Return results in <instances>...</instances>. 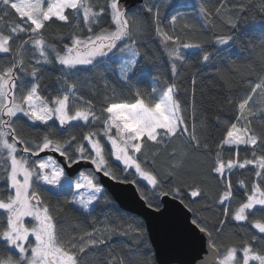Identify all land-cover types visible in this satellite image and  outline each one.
Returning a JSON list of instances; mask_svg holds the SVG:
<instances>
[{
  "label": "snow or ice",
  "instance_id": "6c2138e0",
  "mask_svg": "<svg viewBox=\"0 0 264 264\" xmlns=\"http://www.w3.org/2000/svg\"><path fill=\"white\" fill-rule=\"evenodd\" d=\"M0 5V176L5 185L0 191V264H86L89 253L102 247L108 251L101 264H128L125 255L110 243L113 236L106 233L126 236L130 231L138 243H143L146 230L142 224L129 225L124 232L111 225L104 226L103 230L97 227L81 230L64 219V204L78 205L87 212L93 203L108 201L97 173L113 180L121 179L111 168L107 158L110 154L123 164L124 171L134 168V175L151 185L150 195L141 192V199L149 209L162 214L161 205L165 202L162 198L171 196L179 198L192 211L185 201L191 199L195 203L207 197L201 187L206 181L172 184L179 180L189 149L211 157L208 174L214 175L217 181L219 190L214 203L221 210L216 220L218 227L212 230L204 219L194 215L191 225L207 239L194 235L193 242L207 244L212 250L213 264H250V261L264 264V246H253V242L259 244L264 240V131L258 132L254 127L255 120H264V39L259 45L262 53L259 71L250 69L247 76L241 77L245 85L242 95L228 100L234 106V120L226 123L220 138L210 143L199 134L206 127V121L198 117L195 102L199 69L191 73V104L187 96L181 99L177 79L189 63L182 49H198L196 63L209 67H214L213 61L220 50L208 51L209 41L182 43L180 35L163 31L159 5L146 2L143 11L150 14L155 31L163 38L173 79L146 93L137 89L133 103L106 96L99 112L93 100L80 94L73 77L81 71L80 66H87L83 70L91 71L101 64L107 67L105 61L110 54H128L129 58L121 60L117 67L119 79L131 84L137 75L140 57L135 47V36L142 30L136 20L140 13L130 17L120 0H103V3L100 0H0ZM249 8L264 15V0L252 5L217 0L211 8L201 0L198 15L203 17V24L200 27L210 26L215 30L217 21L222 22L227 32H214L212 43L227 47L238 38L235 31L241 23H247L245 14ZM9 16L16 19L10 21ZM105 17L109 19V27L96 32ZM178 18L179 13L171 17V22L174 24ZM73 21L77 31L70 35V44L58 48L49 43L46 31L50 24ZM184 27L195 30L187 22ZM84 32L89 34H80ZM169 42L172 47H168ZM29 47L33 54L28 60L30 67H26L25 52ZM53 64L59 65L63 84L55 95H42L45 66ZM229 91H232L230 86ZM21 116L33 126L45 128L37 141L21 135L17 128ZM75 128L91 130L77 135L73 134ZM178 139L186 142L180 159H174L166 174L161 175L155 169L159 150L149 160L144 145L151 143L158 147L166 140ZM102 140L111 145L108 154ZM47 151L58 153L63 163L51 155L41 157ZM241 151H250L251 158L247 155L242 158ZM225 152L229 153L227 157ZM170 155L175 157L176 149ZM80 161H89L94 167L77 172L73 179L69 170ZM248 166H253L251 182L239 179L234 185L235 171ZM122 182L128 181L125 178ZM66 186L71 199L66 198L61 204V190ZM236 186L243 190V199L239 201ZM45 193L55 195L57 203H51ZM230 222L250 224L254 234L238 245L220 241L218 237ZM144 264H155V261Z\"/></svg>",
  "mask_w": 264,
  "mask_h": 264
},
{
  "label": "trees",
  "instance_id": "16d2710c",
  "mask_svg": "<svg viewBox=\"0 0 264 264\" xmlns=\"http://www.w3.org/2000/svg\"><path fill=\"white\" fill-rule=\"evenodd\" d=\"M103 3V0H100ZM156 4L160 6L161 15V28L169 34H178L181 36L182 43L192 42L195 40L209 41L207 50L213 51L220 50L219 56L213 61L214 67L197 64L199 56L198 49H182V52L187 57L189 63L181 70V76L177 79L180 85V97L183 99L187 96L189 104L192 102L191 95V73L199 69V75L196 78L195 85V102L197 107L198 117L206 121V127L200 130L199 123L197 128L202 138L207 137L209 142L218 140L224 131L226 123L234 120V106L228 103L231 98H239L242 95V89L245 87L241 77L247 76L250 69L259 71L262 64V53L259 47L260 42L264 39V15L258 13L254 8H249L245 14L248 19L247 23H241L240 27L235 31L238 37L234 42L230 43L227 47L222 45H214L212 43L214 32L224 31L227 32L222 22L217 21V28L214 30L210 26L201 29L203 24V17L198 15L199 5L201 0H143L141 4L132 7H125L129 16L130 14L140 13L136 16V20L140 22L141 32L136 34L135 38L137 43L136 50L139 52V64L137 65L138 72L136 77L131 81V84H125L119 79L117 65L121 60L116 55H111L106 58V65L101 64L98 69L91 71H84L87 66H80L81 71L76 73L73 80L77 83L80 89V94L85 98L93 100L96 105L97 112H99L105 97H115L117 101H124L127 103L134 102V94L137 89L141 92H149L152 87H159L165 81L171 82L170 60L166 54L165 46L162 42V36L158 35L155 31L154 21L150 14L143 11L145 3ZM208 7H213L217 0H205ZM232 5H252L258 3V0H229ZM173 5L175 7H173ZM2 7V5H0ZM179 17L173 24L171 17L177 15ZM8 19H16L9 16ZM192 24L195 30H189L184 27L185 23ZM109 27V19L105 17L101 22L100 27L95 29L99 32L101 28L107 29ZM77 31L75 21L69 24L52 23L48 26L46 36L49 43L58 48H62L63 44H70V35ZM135 32V31H134ZM81 35L89 33H80ZM169 42L168 47H172ZM31 48L25 52V65L28 64L29 58L32 56ZM115 61V63H113ZM219 70V72H217ZM59 65L53 64L45 66L44 77L41 81L42 95L51 93L55 95L57 89L63 84V80L59 78ZM255 79V77H253ZM229 86L232 91H229ZM187 90V91H186ZM256 130L264 131V120L257 119L254 121ZM17 128L21 135L30 141H37L45 131L43 126H33L27 122L22 116L17 121ZM91 128H75L73 134L80 135L82 132L90 131ZM105 144L106 154L109 153L111 148L110 143L101 141ZM184 140L165 141L160 146H154L151 143L144 145V152L151 160L152 153L159 150L160 155L156 160L155 169L161 174L165 175L168 170V165L175 159H180V153L184 150ZM243 148V146H241ZM176 149L177 155L172 157L170 154ZM229 155L225 152V157ZM241 157L247 155L251 158V152L245 153L241 151ZM109 163L115 175L127 181L135 180L134 183L141 195L144 192L146 195L151 193L148 189L147 181L134 175L133 170L124 171V166L115 160L114 156L108 154ZM211 164V157L205 156L200 151H193L189 149L188 155L184 158L183 167L178 181L175 183L191 184L194 180L206 181L201 184V187L207 192V197L197 200L195 203L191 199H187L192 208L191 218L194 215L200 216L206 222L209 230H212L216 225V220L220 215V208L214 203L216 193L218 192V184L214 175L208 174V168ZM83 169L81 171H87ZM253 178V166H248L246 169H238L232 176L235 182L239 179H245L246 183L251 182ZM168 183L169 181H165ZM5 188L3 177L0 176V191ZM62 191L59 198V203L63 204L64 200L71 199V193L67 190V186ZM104 195L108 197V201L103 199L99 203H94L88 212H84L76 205L68 206L64 204V219L70 225H78L81 230H91L92 227H97L103 230L104 226L111 225L113 228L121 232L128 231V226L135 224H142L144 229L145 225L143 220L132 213L121 209L113 200L112 196L103 188ZM235 193L237 201L243 199V190L236 186ZM51 203H57L55 195L45 193ZM180 200L179 198H177ZM235 207V203L233 204ZM2 212V210H0ZM95 221V223H93ZM146 230V229H145ZM254 231L250 224L245 222H230L223 228L222 233L218 237L220 241L238 245L242 240L250 238ZM106 235L113 236L110 243L116 248L118 252L125 255L128 264H144L145 261H155L158 264L153 249L150 245L147 232L144 233V242L138 243L137 237L134 233L128 231L126 236H114L113 232L109 231ZM215 237V232L213 231ZM259 240V237H258ZM254 247L264 246V240H260L259 244L253 242ZM107 248H100L99 250L89 253L86 257V264H101L107 253ZM242 255V253H241ZM256 264V263H250Z\"/></svg>",
  "mask_w": 264,
  "mask_h": 264
},
{
  "label": "water",
  "instance_id": "95a60500",
  "mask_svg": "<svg viewBox=\"0 0 264 264\" xmlns=\"http://www.w3.org/2000/svg\"><path fill=\"white\" fill-rule=\"evenodd\" d=\"M142 2L143 0H120L122 8L136 6ZM45 155H51L63 163V158L58 153H41V157ZM93 167L89 161H80L69 171L73 177L80 170ZM97 176L103 188L121 209L143 220L158 264H213L212 250L207 244L202 245L199 240L193 242L194 235L204 237V234L191 225V212L180 200L171 196L162 198L165 201L161 205L162 214L156 213L147 207L136 185L131 181L113 180L102 173H97Z\"/></svg>",
  "mask_w": 264,
  "mask_h": 264
},
{
  "label": "rangeland",
  "instance_id": "374dc122",
  "mask_svg": "<svg viewBox=\"0 0 264 264\" xmlns=\"http://www.w3.org/2000/svg\"><path fill=\"white\" fill-rule=\"evenodd\" d=\"M132 16V14H130V17ZM134 31H135V28H134ZM120 60H124V59H128L129 58V56H128V54H125L124 56H118V55H116ZM42 157H44V156H42ZM115 158V157H114ZM119 162V161H118ZM119 163H121V162H119ZM122 164V163H121ZM123 165V164H122ZM83 170V169H82ZM130 170V169H129ZM131 170H133V171H135V169L134 168H132ZM81 171V170H80ZM140 177V176H139ZM73 179H75V175L72 177ZM142 178V177H141ZM143 179V178H142ZM146 181V180H145ZM94 204V203H93ZM79 209H80V207L78 206V205H76ZM92 206V205H91ZM91 206H90V208H91ZM89 208V209H90ZM82 210V209H81ZM83 211V210H82ZM89 211V210H88ZM87 211V212H88ZM26 219V221H28V220H30V218H25ZM250 263H256L257 264V262H254V261H250Z\"/></svg>",
  "mask_w": 264,
  "mask_h": 264
}]
</instances>
